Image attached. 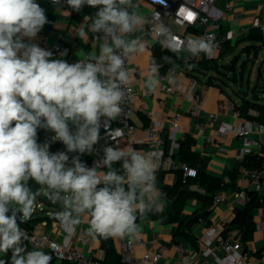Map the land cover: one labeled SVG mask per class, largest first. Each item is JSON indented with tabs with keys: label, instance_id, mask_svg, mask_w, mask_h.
<instances>
[{
	"label": "clouds",
	"instance_id": "clouds-1",
	"mask_svg": "<svg viewBox=\"0 0 264 264\" xmlns=\"http://www.w3.org/2000/svg\"><path fill=\"white\" fill-rule=\"evenodd\" d=\"M50 2L61 5V0ZM153 3L167 7L166 0ZM66 4L76 12L85 5L98 8L75 31L80 39L88 32L103 37L98 54L71 64L30 42L49 22L37 0H0V256L10 251L11 264H52L51 254L28 250L25 241L31 237L20 226L32 216L38 196L62 204V210L52 215L66 229H74L87 216L88 235L94 239L138 237V215L164 208L156 184V153L107 146L93 167L80 159L94 151L102 127L109 136L123 135L110 123L121 114L133 81L126 65L148 50L142 39L126 37L143 30L148 18L137 11L135 0H66ZM196 16L188 11L183 19L191 23ZM161 17L153 10L150 34L162 49L214 55L213 39L190 36L181 41ZM164 59L171 62V57ZM161 66L153 60L147 67L144 83L151 92L159 87ZM174 77L175 66L169 71L170 82ZM39 129L53 132V140L62 142L67 151L53 153L48 143H38ZM68 153L79 155L70 159ZM117 163L119 170L114 167ZM30 181L39 187L34 190ZM0 264L6 262L0 259Z\"/></svg>",
	"mask_w": 264,
	"mask_h": 264
},
{
	"label": "crops",
	"instance_id": "crops-1",
	"mask_svg": "<svg viewBox=\"0 0 264 264\" xmlns=\"http://www.w3.org/2000/svg\"><path fill=\"white\" fill-rule=\"evenodd\" d=\"M137 11L144 15L149 13L151 7L144 0H135ZM230 5V10L225 12V5ZM214 9L219 13L220 20L218 21L217 31L224 34L227 31H232L236 34V38L229 44H238L234 52L239 48L248 44H259L260 39L252 36L250 40L244 41L249 32L254 29L253 20L258 18L264 22V0H216ZM68 11V16L60 15V12ZM75 12V14H74ZM82 13L71 9L66 0H61V5L54 9V20L50 28L43 29L37 37L30 41L38 44L41 48L51 51L54 59L63 58L71 64L76 59H83L89 54H98L99 44L102 39L97 38V35L88 32L86 38L80 39L76 34L75 28L84 24V17L78 18ZM90 24V21H87ZM243 29V34H240ZM142 39L137 32L129 35L126 39ZM26 42L27 41L26 39ZM59 45L60 51L54 52L53 46ZM160 47V44L153 37L148 38V50L143 54L136 55L129 60L130 66L139 68L141 74L133 75L132 87L134 91V111L131 115V120L136 126V137H141V129L151 121H160L163 124V150L167 154H171L175 165L180 166L181 162L177 157L179 144L184 142L187 147L190 165H192L199 174H204L209 178L216 180L211 186L210 203L204 204V201L199 198V195L206 194V190L199 184L196 179L188 185H180L179 191L188 190L195 195L185 199L182 210L179 214V222L164 223L159 218H153L150 213L146 212L143 216L137 218L139 228V236L132 237L135 241L142 240L148 243L147 246L135 245L134 255L141 257L147 251H160L161 259L158 264H203V256L200 255L203 250H208V264H218L223 254L220 250L215 249L213 245L207 244L208 226L213 222H219L224 219L226 225L223 234L236 232L234 240L241 242L242 247L253 260L255 264H260L258 258L264 250V194L257 193L261 199V205L254 208L252 218L255 223V230L252 238L247 243L241 240V230L239 228L240 210L244 204L237 203L231 199L225 202L213 204V199L219 196L230 197L231 194L241 187L247 189V192H255L248 179L238 174L234 182H230L228 172L240 167L244 159L248 156H264V125H255L253 120L243 116L234 115L235 105H239L240 98L235 91H231V95L227 86L220 83L222 80L215 79L213 81L199 80L197 73L205 71L192 70L195 64H192L188 69H175V77L173 81L177 83V88L183 89L186 87L189 78H195L197 81V89L201 92L204 100L201 104L197 117H192L188 114L192 107L191 101L177 92L168 93L165 91V85L159 81V87L155 92L149 91L145 87L146 70L148 65L157 58L153 57L154 47ZM67 52L66 56H61V53ZM160 51V50H159ZM170 51H165L163 56L168 57ZM242 54V53H241ZM221 55V54H220ZM218 56L219 58H225ZM162 60L166 61L165 59ZM177 57L183 60V64H189L185 61V55L177 54ZM160 64V63H159ZM161 69V68H160ZM159 69V75L165 71ZM168 69V68H167ZM190 70V71H189ZM202 75V74H201ZM159 79V76H158ZM222 84V86H221ZM143 104L145 113L137 111V106ZM230 104L232 108L226 105ZM250 113V112H249ZM175 114L179 115L178 128L170 132L168 129V120ZM209 114L218 116L217 122H212ZM251 114V113H250ZM253 115V114H252ZM200 124L199 131L195 130V125ZM245 126L249 132V138L257 145H245L243 141L234 135L226 134L224 137L216 140L215 143H207L205 138L209 135H214L217 127L236 128ZM65 148V146H62ZM135 149L148 153L147 148L143 144H139ZM71 158V157H70ZM80 159L84 162L85 157L80 155ZM88 167H93L90 164ZM241 168V167H240ZM239 168V169H240ZM103 170V169H101ZM163 175L161 181L157 184L160 191V201L164 203V208L161 212H172L173 199L168 198L165 189L172 188L177 181V173L175 169L161 170ZM178 191V192H179ZM36 200V208L32 216L27 221L37 218L38 221L33 224L32 231L44 236L49 240L60 243L66 247H76L83 253L89 256H94L104 251L101 249L99 238L95 239L88 235L89 218L83 217L81 223L75 226L74 229H66L62 227L58 221L53 218V213L62 210L60 203H52L49 200ZM185 218H192L193 222L189 227V232L194 238L196 245L191 244L183 235L187 228L183 224ZM25 221V222H27ZM82 231L87 237L86 244H80L75 241L76 234ZM115 250L119 254L117 243L111 237ZM120 256V255H119ZM6 264H11V252L0 256ZM54 264H58L54 260Z\"/></svg>",
	"mask_w": 264,
	"mask_h": 264
},
{
	"label": "built area",
	"instance_id": "built-area-1",
	"mask_svg": "<svg viewBox=\"0 0 264 264\" xmlns=\"http://www.w3.org/2000/svg\"><path fill=\"white\" fill-rule=\"evenodd\" d=\"M50 1V0H49ZM151 7L149 13L146 15L148 18L147 23L145 24L143 30L138 31L141 35L142 40L148 45V38L153 37L150 32L152 28V21L150 19L153 10H156L161 13L163 22L170 28L171 32L177 36L181 41L190 37V36H205L207 38L213 39L216 44V49L214 55L207 56L204 53H201L198 56H192L187 51L185 52V61L197 63L203 59L205 60H215L224 50V44L226 42H231L236 38V34L232 31H227L224 34L217 31L218 21L220 20L219 13L214 9V4L216 0H166V5L154 4L153 0H144ZM183 5V9H181ZM180 10L179 17L177 16V11ZM230 10V5H225V12L227 13ZM188 11L195 12L197 14L195 20L191 23L183 19L187 15ZM253 26L258 28L261 33V41L259 43L262 50H264V22L260 21L258 18L253 20ZM174 29V30H173ZM179 30V31H178ZM240 34H243V29ZM97 38L103 40L102 35H97ZM154 38V37H153ZM52 50L54 52H59V45L53 46ZM160 52H165V49L159 47ZM166 56H163V59ZM79 59L72 61L71 63L78 62ZM126 67L132 70L133 75L141 74V70L136 67L130 66L128 61ZM169 71H166L159 75V81L165 85V91L168 93L177 92L178 94L183 95L188 98L192 107L189 109L188 114L192 117H197L201 104L204 100L203 95L197 89V81L195 78H189L185 88H177V83L175 81L170 82L169 80ZM134 91L132 84L130 85V90L127 92L125 101L122 105V112L116 118V120L111 121L110 128L122 129L123 135L118 137H112L107 134V129L101 128V139L97 145L94 146V151L91 154L85 153L82 156H90V165L99 161V157L104 147H132L136 148L139 144H143L148 153H156V163L157 170L155 175L160 170H169V169H180L182 171L183 179L186 178H195L197 176V171L195 168L188 166L185 163H181L180 166L174 164L171 154H167L163 150L164 139H163V124L160 121H151L145 127L141 129V137H136L137 128L131 120V115L134 111ZM229 108H232L230 104L226 105ZM137 111L145 113V106L139 104L137 106ZM251 114L256 115V112L250 111ZM234 115L238 116V112L234 111ZM208 118L212 122H217L218 116L216 114H209ZM179 115L175 114L168 120V129L170 132L175 131L178 128ZM255 125H259L256 121H253ZM200 124L195 125V130L199 131ZM226 134L234 135L235 137L241 139L245 145H257V142L251 141L249 138L250 132L245 126H238L236 128H221L217 127L214 135H209L205 138L207 143H215L216 140L224 137ZM239 173L241 176L246 177L252 187V189L257 193L264 194V164L257 169H246L240 168ZM231 199L237 203L244 204L248 199L247 189L244 187L239 188L234 191L230 197L219 196L213 199V204L219 202H225ZM37 207V206H36ZM35 207V208H36ZM24 219L22 221H27ZM226 221L224 219L219 222H213L208 226L207 233V244L213 245L215 249H218L222 252L223 257L218 264H255L253 260L248 256L242 244L238 240H234L236 232H231L226 235L223 234ZM24 229L30 240L25 241V244L28 250L34 248L51 252L55 261L58 264H102L103 254L100 252L97 255L89 256L83 253L80 249L76 247H66L60 243L49 240L44 236H39L35 234L32 230H28L24 225L21 226ZM117 243L119 248L120 255V264H158L161 259V252H145L141 257H136L134 253L135 245L147 246L148 243L139 240L135 241L132 237L125 236L123 238H113ZM75 241L80 244L87 243V237L84 232L79 231L75 236ZM203 256V264H208L207 256L209 255L208 250H203L201 254ZM258 262L264 264V250L261 252Z\"/></svg>",
	"mask_w": 264,
	"mask_h": 264
},
{
	"label": "trees",
	"instance_id": "trees-1",
	"mask_svg": "<svg viewBox=\"0 0 264 264\" xmlns=\"http://www.w3.org/2000/svg\"><path fill=\"white\" fill-rule=\"evenodd\" d=\"M37 3H39L40 6L45 9V13H46V16H47V19L49 22L47 24H45L43 29H48V28H50V26L53 23V20H54L53 12L57 6L53 5L49 0H37ZM96 11H98V8H93V7L85 5L81 9L82 15L78 16V18L85 17V16L92 17L95 15ZM74 14H75V12H74ZM90 23H91V21H90ZM252 36L258 37V39L261 40L260 30L258 28L252 29L249 32V34L246 36L244 41L250 40ZM237 45L238 44L232 45V44H229V42H226L224 44V50L221 53V57H223L226 54L232 53L234 51V49L237 47ZM260 50H261V47L259 44H248V45H245L242 47L241 53H248V52L250 53L251 52V53H254L255 55H257ZM163 54H164V52H160L158 46L154 47L153 57L157 58L159 63L162 65L160 67L161 71H165L167 68H169L171 70L173 68V66H175V69L184 68V67L186 69H188L192 64H194V62H190L189 64H187V63L183 64V60L179 59L177 57V54H173V53L168 54V57H171V62L163 61L162 60ZM205 61H207V60L203 59V60L197 62V64H195L194 67H191V69L192 70H199V71H207L209 68L205 66ZM236 64H237V60L235 59V57H233L230 61V64L225 65L223 67L227 71L234 72ZM214 69L217 72L219 71V68L216 64L214 66ZM208 80L210 81L211 78H209ZM237 95L240 98L239 105H235V110L238 112V114L240 116H243L245 118H248L250 120L258 122L259 124L264 125V103L262 102V99L259 97L258 93H254L252 95L253 98H248L247 96H243L242 94H239V93H237ZM250 111L256 112V115L250 114L249 113ZM62 145H63V143L60 141H53L52 144L50 145V151L54 153ZM187 152L188 151H187V147L185 146V143L184 142L180 143L179 148H178V153H177V157L179 159V162L185 163L188 166L193 167L192 165L189 164L190 161H189V156H188ZM102 158H103V151L100 154L99 160ZM90 159H91L90 156L85 157L83 163H85V165L88 166L90 164ZM263 164H264V156L263 157L248 156V157H246V159H244V161L242 162L240 167L252 170V169L259 168ZM114 167L117 170H119L121 165H120V163H117L114 165ZM240 167L228 172L227 177H228L230 182H234L236 180V178L239 174V170H240L239 168ZM102 169H103V171H107L106 168H102ZM175 172L177 173L176 184L172 188H166L165 189L168 198L173 199L172 212L171 213L162 212L159 214H157L155 212L150 213V215L153 218H159L164 223L179 222V214L182 210L185 199L195 195L193 192H189L188 190L179 191L180 185H188L192 181H195L196 179H198L199 184L201 186H203L206 190V194H204V196L199 195V198L204 201V204H208L211 202L210 201L211 186L216 181L212 178L207 177L204 174H199L198 171H197V176L195 178H186V179H183L182 171L180 169H175ZM162 175H163V171L160 170L157 172L156 184H158L161 181ZM30 184L34 190L39 187V185H36L34 182L30 181ZM213 187H214V185H213ZM260 205H261V199L258 197L257 192H253V191L249 192L247 201L245 202L243 208L240 210V213H238L241 216L240 222H239V228L241 230V240L243 243H247L252 238L253 232L255 230V223H254L253 218H252V211L254 208H256ZM37 221H38L37 218H33L32 220L27 221V222L21 221L20 226L24 225L28 230L31 231L33 229L32 228L33 224H35ZM192 222H193L192 218H185L184 219L183 224L185 225V228H187V230H186V232L183 233V235L191 244H193L195 246L196 242L188 230L190 225L192 224ZM98 238H99V242L101 245V249L104 251L102 264H120V256L115 250V247H114V244H113L111 237H109L107 239H105L103 237H98ZM44 252L51 254V252H49V251H44ZM52 264H54L53 256H52Z\"/></svg>",
	"mask_w": 264,
	"mask_h": 264
},
{
	"label": "rangeland",
	"instance_id": "rangeland-1",
	"mask_svg": "<svg viewBox=\"0 0 264 264\" xmlns=\"http://www.w3.org/2000/svg\"><path fill=\"white\" fill-rule=\"evenodd\" d=\"M181 55H186V53L182 52ZM224 57L225 58H219V60L205 61V66L209 69L205 72H200V74L197 73L196 76L198 79L206 81L211 78L213 82L215 79L222 80L220 83L227 86L226 88H228L227 90H229L232 96H234L231 92L232 90L248 98H253L252 95L258 93L264 103V50L261 49L257 55L251 52L241 54V49L239 50L238 48L235 52L233 51ZM233 57L237 60L235 70L234 72L227 71L223 66L229 65ZM215 64L219 68L218 72L214 69ZM70 128H72V126H70ZM72 130H74V128H72ZM54 135L55 134L49 130L39 129L38 143H47L45 138L48 137L54 141ZM63 149L64 148L59 147L55 152L62 151ZM42 197L48 200L47 197ZM41 200L42 199H39L38 201Z\"/></svg>",
	"mask_w": 264,
	"mask_h": 264
},
{
	"label": "water",
	"instance_id": "water-1",
	"mask_svg": "<svg viewBox=\"0 0 264 264\" xmlns=\"http://www.w3.org/2000/svg\"><path fill=\"white\" fill-rule=\"evenodd\" d=\"M45 141L49 144V145H51L52 144V139L50 138V137H48V138H45ZM62 146H64V145H62ZM61 146V147H62ZM62 151H67L66 150V148H64ZM68 155H69V157H73V156H75V155H78V153H68ZM37 199H42V200H45L42 196H38L37 197ZM62 205V204H61Z\"/></svg>",
	"mask_w": 264,
	"mask_h": 264
},
{
	"label": "snow or ice",
	"instance_id": "snow-or-ice-1",
	"mask_svg": "<svg viewBox=\"0 0 264 264\" xmlns=\"http://www.w3.org/2000/svg\"><path fill=\"white\" fill-rule=\"evenodd\" d=\"M191 17H190V15H189V19H190Z\"/></svg>",
	"mask_w": 264,
	"mask_h": 264
}]
</instances>
